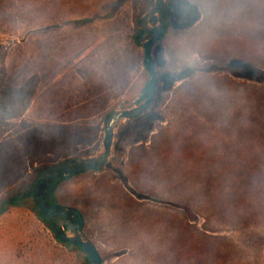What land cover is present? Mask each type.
Masks as SVG:
<instances>
[{
	"label": "rangeland",
	"instance_id": "374dc122",
	"mask_svg": "<svg viewBox=\"0 0 264 264\" xmlns=\"http://www.w3.org/2000/svg\"><path fill=\"white\" fill-rule=\"evenodd\" d=\"M151 4L0 0V170L11 161L13 173L0 174V198L32 177L29 158L42 166L102 150L106 113L137 104L150 79L135 35ZM153 55V103L117 123L103 171L60 192L83 210L100 264H264V0H174ZM177 128L169 177L147 164L136 173L133 153L156 132L169 144ZM203 172L217 174L189 183ZM82 261L28 208L0 215V264Z\"/></svg>",
	"mask_w": 264,
	"mask_h": 264
},
{
	"label": "water",
	"instance_id": "95a60500",
	"mask_svg": "<svg viewBox=\"0 0 264 264\" xmlns=\"http://www.w3.org/2000/svg\"><path fill=\"white\" fill-rule=\"evenodd\" d=\"M174 0H153L149 9L140 17L138 42H141L146 54V67L150 72V89L148 95L137 104L117 109L107 116L104 123L102 150L94 155L67 157L49 164L36 176L32 191L34 201L40 212L53 225L56 236L68 243L82 248L89 260L85 264H100L102 257L96 245L84 233L85 220L80 210L61 203L51 204L46 195L56 189L58 183L78 173L103 171L112 156L115 127L119 121L132 120L143 113L155 100L159 84L156 60L153 55V45L165 33L171 24V8ZM157 18L156 24H151L152 17ZM52 186L47 188L51 181Z\"/></svg>",
	"mask_w": 264,
	"mask_h": 264
},
{
	"label": "trees",
	"instance_id": "16d2710c",
	"mask_svg": "<svg viewBox=\"0 0 264 264\" xmlns=\"http://www.w3.org/2000/svg\"><path fill=\"white\" fill-rule=\"evenodd\" d=\"M150 2L152 3L153 0H150ZM78 21H80V22H89V21H92V18H90V17L82 18V19H79ZM151 21L154 22V23H156L157 22V18L154 16V17L151 18ZM139 32H140V29H139ZM166 33H167V31L165 33H163L159 37L158 40H161L162 38H164L165 35H166ZM138 34L135 35V40L136 41H138ZM237 70H238L237 68H233L232 69V72L235 75H238L237 74L238 73ZM145 71L147 72V75H150V72H149L148 68L146 67V59H145ZM185 83L183 82L182 84L184 85ZM150 84H151V80L150 79H147L145 81V83H144V86H143V89H142V93H141V95L139 96V98L137 100L138 102L140 100L144 99L148 95V92H149V89H150ZM187 93L188 94H193L194 91L193 90H189V92H187ZM113 111H114V109L108 111L106 113V118ZM126 122L127 123H130L131 120H127ZM167 123L168 122H166V124ZM168 127L170 128L172 126L168 124L167 127H164V128L165 129H168ZM178 128L175 129L173 131V133L169 136V138L171 140L169 144L163 145V144H160L159 143L158 138L159 137L161 138L162 135H163V132H165V131H160L161 133L160 132L153 133L154 134V137H155L154 138L155 140H153V141L151 140L149 142V144H147V150L146 151L140 149V152H134L133 153L134 158H136V162H135V165H136V168H135L136 173L142 174L143 173V170H144V165L147 164V170L150 169V168H156V166H162V168L165 167L163 169L165 170V172H167V175L169 177V175L172 173V172H170L171 171L170 169L172 168V166L178 165L177 160H175V159H177L176 158V155H174L175 152H176V150H178V148L180 146V142H179L180 140L176 136L177 135L176 132L178 131ZM168 130H171V129H168ZM156 138H157V140H156ZM186 144L188 146V143H186ZM26 145H27V143H26V141H24V146H26ZM27 157L29 158L28 155H27ZM209 160L210 159H208V161ZM29 163H30V166L33 168V171H34L32 177L29 180H27L26 182H24L21 187L15 188V189L9 191L3 197L0 198V215L4 214L5 212H7L11 208H18V207L28 208L31 212L34 213V215L40 221H42L43 223H45V225H47V227H49V229L52 231V233L54 234V237L56 238L57 241H59L60 243H62L65 247L69 248L70 250L75 251L76 253L77 252L78 253H82L83 254V261H82L81 264H85L89 260V255L82 248H80L79 246L74 245V244H71V243H68L66 241L60 240L56 236V232H55V229H54L53 225L40 212L37 204L34 201L33 191H32L33 182H34L36 176L38 175V173L43 168H45L46 166H48L49 163H45L42 166H35L33 164V160L30 159V158H29ZM11 165H12V163L10 161V163H6V166H5V168L3 170H0V174L3 173V176H5V177H3L1 175L3 178H7L12 173L11 171H9ZM137 170H138V172H137ZM214 173L217 174L216 172H212V173L203 172V173H199V174L193 175V176H191V179H190L189 183L190 184H193V181L195 180V182H198V183L201 182L198 185V187H202L201 184H204L205 185L202 175L214 174ZM80 174H82V173H78L76 175H73L70 178H67V179H65L63 181H60L58 183L56 189L46 195L47 201L49 203H51V204L61 203V204H65V205H69V206L75 207V204L73 203V200L74 199H72L71 197H69L67 194L60 192V187H61V185L65 181H68L69 179H72L75 176L80 175ZM53 182H54V180L51 181V183L48 185L47 188H50L52 186ZM147 182H150V183H153L154 184V182L151 181V180H147ZM182 184L184 185V180L182 181ZM218 184H219V181H218ZM183 185H182V187H183ZM165 188L170 189L169 187H165ZM179 206H181V207L184 208L185 213L187 215H189V217L195 218L194 214L192 213V211H191V209H190V207L188 205L182 203ZM80 211H81V214L84 216L83 210H80ZM83 231H84V228H83ZM154 252L155 251H154V248H153V250H151V253L152 254H155Z\"/></svg>",
	"mask_w": 264,
	"mask_h": 264
},
{
	"label": "crops",
	"instance_id": "0c3cea01",
	"mask_svg": "<svg viewBox=\"0 0 264 264\" xmlns=\"http://www.w3.org/2000/svg\"><path fill=\"white\" fill-rule=\"evenodd\" d=\"M82 19V18H81ZM79 19H77L76 20V22H78V23H80V24H86V23H88V22H80V21H78ZM89 22H91V21H89ZM191 109H194L193 107L191 108ZM197 110V109H196ZM184 116H188V115H184ZM183 117V116H182ZM85 225H87L86 223L84 224V226Z\"/></svg>",
	"mask_w": 264,
	"mask_h": 264
}]
</instances>
